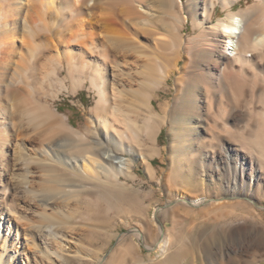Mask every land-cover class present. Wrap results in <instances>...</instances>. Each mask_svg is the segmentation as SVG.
Segmentation results:
<instances>
[{"label":"bare ground","instance_id":"bare-ground-1","mask_svg":"<svg viewBox=\"0 0 264 264\" xmlns=\"http://www.w3.org/2000/svg\"><path fill=\"white\" fill-rule=\"evenodd\" d=\"M241 1L0 0V264H67L69 257L147 264L139 244L132 255L124 239L106 263L88 256L70 224L72 216L85 218L89 190L107 206L121 203L134 157L155 174L148 158L158 153L168 102L156 109L153 100L171 75L174 103L194 99L182 126L200 152L191 174L225 175L227 197L263 223L249 192L264 180V0L234 11ZM103 5L114 12L98 15ZM217 5L226 15L214 22ZM188 22L193 35L184 32ZM201 52L212 64L205 72ZM84 85L95 97L77 127L56 101ZM202 197L182 201L197 206ZM214 201L223 203L207 202ZM157 236L163 257L149 264H186L178 244L162 230ZM222 258L205 254L189 264Z\"/></svg>","mask_w":264,"mask_h":264},{"label":"rangeland","instance_id":"rangeland-1","mask_svg":"<svg viewBox=\"0 0 264 264\" xmlns=\"http://www.w3.org/2000/svg\"><path fill=\"white\" fill-rule=\"evenodd\" d=\"M182 1L186 3V0ZM246 2L251 0L235 3L233 10L237 11L246 6ZM102 7L96 8V13L100 16L114 12V7L107 5ZM102 9L103 11H100ZM225 15L226 11L217 5L214 22ZM184 32L186 35H193L189 22L185 25ZM206 56L204 52H201L200 63L198 62L199 68L204 72L212 66ZM89 90L87 85H84L76 94H61L60 99L56 101L58 111L65 114L73 126L79 127L84 122L86 111L93 103L95 94ZM175 91L174 76L171 75L168 87L158 91L159 97L153 100L156 109L159 108L160 103H169H167L168 110L165 115L167 120L165 118L166 121L159 127L153 145L158 153L148 158L155 169V174L148 175L142 159L134 157L131 166L132 176L126 179L129 187L119 190L122 195L121 203L114 202L113 205L107 206L101 198H98L100 194L97 191L89 190L87 193L94 200L90 198V201L85 203L87 207L85 218L82 222L78 221L79 217L71 218L70 226L77 233L76 244L88 256H96L106 263L109 259H113L115 254L121 252L122 247H119V243L124 239L130 243L126 250L132 255L137 254L132 250L131 245L135 247V243L139 244L138 256L141 255L139 257L149 264L151 259L163 257V254L155 248L157 235L161 234L162 230L172 239L174 246L178 244L176 246L181 247L186 264L201 262L205 254H209L217 261L223 257L222 264H264V180L251 185L249 192L250 198L258 205L253 207L256 212H260L263 220L262 224H255V221L247 214V208L233 204L236 199L227 197L230 193L224 186L225 175L209 171L191 174L189 167L197 164L200 152L195 141H189L182 126L188 112L194 110V99L184 98L174 103ZM101 192L105 193L104 190ZM197 197L205 199L197 206L182 201V198L191 201ZM209 198H220L223 203L217 204V201L208 203ZM245 214L249 216V219ZM238 215H241L240 218ZM251 228L254 229L251 230ZM137 230L143 234L142 238L135 235ZM244 239L249 241L248 249L235 254L234 250L241 247L240 241L242 243ZM125 259L126 264L133 262V258ZM66 261L67 264L96 263L92 259L81 261L76 257H69Z\"/></svg>","mask_w":264,"mask_h":264}]
</instances>
